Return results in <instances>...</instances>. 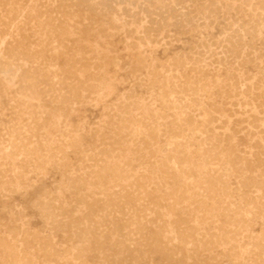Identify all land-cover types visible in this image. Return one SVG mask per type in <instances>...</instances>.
<instances>
[{
	"label": "rangeland",
	"instance_id": "374dc122",
	"mask_svg": "<svg viewBox=\"0 0 264 264\" xmlns=\"http://www.w3.org/2000/svg\"><path fill=\"white\" fill-rule=\"evenodd\" d=\"M6 37L0 264H264V0H0Z\"/></svg>",
	"mask_w": 264,
	"mask_h": 264
},
{
	"label": "bare ground",
	"instance_id": "6f19581e",
	"mask_svg": "<svg viewBox=\"0 0 264 264\" xmlns=\"http://www.w3.org/2000/svg\"><path fill=\"white\" fill-rule=\"evenodd\" d=\"M82 2H83V0H81ZM191 2V1H190ZM127 4V3H126ZM128 4H130V2H128ZM63 6V5H62ZM89 6V5H88ZM72 7V6H71ZM119 7V6H118ZM118 7H116V8H118ZM118 12V11H117ZM115 15V14H114ZM25 17V16H24ZM23 17V18H24ZM20 18V17H19ZM116 21V20H115ZM23 22V21H22ZM8 23V22H7ZM114 23V22H113ZM112 23V24H113ZM177 23V22H176ZM42 24V23H41ZM19 25V24H18ZM15 27V26H14ZM44 27V26H43ZM13 28V27H12ZM3 31V30H2ZM5 31H6V29H5ZM15 32H16V30H15ZM15 32H13V33H15ZM8 35L7 36H10V35H12L11 33H7ZM5 35V34H4ZM45 35V34H44ZM16 37V36H15ZM18 37V36H17ZM19 39V38H18ZM7 40H8V37H6V39L5 40H3V41H1V43H0V71H1V69H2V66H3V51H2V49H4L5 47V44L6 43H8L7 42ZM20 40V39H19ZM18 41V40H17ZM44 41V40H43ZM42 42V41H41ZM11 45V44H10ZM40 45V44H39ZM19 46V45H18ZM31 48V47H30ZM33 48V47H32ZM26 50V49H25ZM18 52V51H17ZM33 52V51H32ZM5 53H7V52H5ZM14 53V52H13ZM10 54V53H9ZM12 54V53H11ZM78 54V53H77ZM43 55V54H42ZM76 55V54H75ZM80 55V54H79ZM82 57V56H81ZM88 58V57H87ZM90 60V59H89ZM22 61V63L23 62H25L26 60H21ZM35 63H36V61H35ZM39 64V63H38ZM11 66V65H10ZM20 65H18V66H13V71L14 72H17L19 69H20V67H19ZM33 67H35V66H33ZM30 76V75H29ZM37 78V77H36ZM5 79V78H4ZM81 80V79H80ZM4 82V81H3ZM39 85V84H38ZM36 93V92H35ZM10 98V97H9ZM7 102H9L8 100H7ZM9 110V109H8ZM164 134V133H163ZM251 135V134H250ZM127 136V135H126ZM3 139V138H2ZM6 139V138H5ZM122 141V140H121ZM34 142V141H33ZM32 142V143H33ZM37 142V141H36ZM3 145V144H2ZM29 145H31V144H29ZM11 146V145H10ZM65 146V145H64ZM16 147V146H15ZM66 147V146H65ZM22 148V147H21ZM18 149V148H17ZM5 152H6V150H4ZM23 151V150H22ZM47 151V150H46ZM59 151V150H58ZM60 151H61V149H60ZM1 152V151H0ZM16 152V151H15ZM26 153V152H25ZM28 153V152H27ZM26 153V154H27ZM31 153V152H30ZM25 154V155H26ZM27 156V155H26ZM171 157V156H170ZM2 158V157H1ZM8 158V157H7ZM4 158H2V160H3ZM167 164V163H166ZM176 164V163H175ZM1 165V164H0ZM128 165V164H127ZM124 166V165H123ZM125 167V166H124ZM123 168V167H122ZM126 168V167H125ZM2 172V171H1ZM162 173V172H161ZM15 176V175H14ZM162 179V178H161ZM145 184V183H144ZM130 185V184H129ZM147 187V186H146ZM191 187V186H190ZM125 188V187H124ZM138 189H140V188H138ZM143 190V189H142ZM188 190V189H187ZM189 191V190H188ZM139 200H141V199H139ZM257 202V201H256ZM175 205V204H174ZM254 207V206H253ZM255 208V207H254ZM249 211V210H248ZM240 212V211H239ZM257 213V212H256ZM166 215V214H165ZM254 218V217H253ZM236 222V221H235ZM247 223V222H246ZM249 224V223H248ZM246 225V224H245ZM248 228V227H247ZM251 230V229H250ZM117 232V231H116ZM115 234V233H114ZM88 235V234H87ZM167 239V238H166ZM171 239V238H170ZM78 240V239H77ZM120 240V239H119ZM118 240V241H119ZM79 241V240H78ZM114 243V242H113ZM101 245V244H100ZM187 245V244H186ZM76 247H77V245H76ZM78 248V247H77ZM243 248V247H242ZM75 249V248H74ZM263 249V248H262ZM82 251V250H81ZM135 251V250H134ZM261 251V250H260ZM255 252V251H254ZM117 254V253H116ZM257 254V253H256ZM264 254V253H263ZM77 257V256H76ZM141 257V256H140ZM142 257H144V256H142ZM77 259V258H76ZM264 259V258H263ZM262 259V260H263Z\"/></svg>",
	"mask_w": 264,
	"mask_h": 264
}]
</instances>
